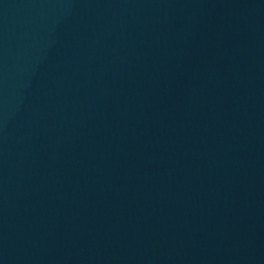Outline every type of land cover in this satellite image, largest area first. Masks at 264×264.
I'll return each instance as SVG.
<instances>
[{
  "label": "water",
  "instance_id": "water-1",
  "mask_svg": "<svg viewBox=\"0 0 264 264\" xmlns=\"http://www.w3.org/2000/svg\"><path fill=\"white\" fill-rule=\"evenodd\" d=\"M0 264H264V0H0Z\"/></svg>",
  "mask_w": 264,
  "mask_h": 264
}]
</instances>
